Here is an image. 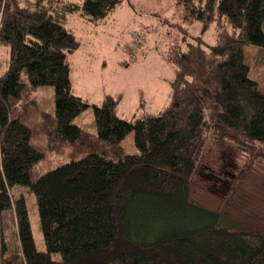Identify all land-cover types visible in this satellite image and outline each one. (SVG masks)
<instances>
[{"label":"trees","instance_id":"16d2710c","mask_svg":"<svg viewBox=\"0 0 264 264\" xmlns=\"http://www.w3.org/2000/svg\"><path fill=\"white\" fill-rule=\"evenodd\" d=\"M177 1L184 21L174 25L187 42L170 47L169 103L127 119L119 96L107 95L93 104L98 130L88 133L72 122L90 104L72 90L68 56L80 40L68 20L98 22L124 0H0V210L14 211L20 246L8 252L0 238V264H264V0ZM195 21L203 30L189 41ZM212 26L214 44L203 37ZM250 45L261 55L254 66ZM43 85L55 88L53 151L63 141L96 147L33 179L45 153L21 116ZM130 133L138 152L127 154ZM221 142L244 155L224 196L199 176ZM17 186L36 196L46 251Z\"/></svg>","mask_w":264,"mask_h":264},{"label":"rangeland","instance_id":"374dc122","mask_svg":"<svg viewBox=\"0 0 264 264\" xmlns=\"http://www.w3.org/2000/svg\"><path fill=\"white\" fill-rule=\"evenodd\" d=\"M181 11L182 6L177 0H124L114 12L98 22H91L78 13L70 16L69 27L80 40V47L68 56L72 90L90 104L73 118L74 124L88 133L97 132L93 104H101L107 95L119 96L116 113L127 119L162 110L169 103L172 91L170 83L175 75L174 64L168 58L170 47L173 42L179 46L187 42L183 39V29L174 25L183 23ZM202 25L200 21L188 25L189 41H192L191 36L202 32ZM215 36L213 26L203 33L204 39L210 44L215 43ZM246 48L245 60L254 66L255 61L258 62L257 57L261 56L259 48L254 45ZM127 60L130 61L126 66ZM260 67L264 69V60ZM253 69L258 70L255 67ZM35 95V102L21 116L22 121L32 129L31 143L45 153L44 160L33 171V179L96 147L88 145L85 140H77L71 145L63 141L53 151L56 140L49 137L48 126L55 117V88L52 85L39 86ZM221 143L214 145L212 155L203 162L207 164L201 168L200 173L203 175H199L204 186L218 196L230 192L238 179L237 172L244 163V155L234 144ZM121 144L124 153L138 152L133 133L123 139ZM121 144L119 142L120 148L116 149L121 150ZM220 156L223 157L221 161ZM258 166L264 171V160L258 159ZM211 175L218 179L214 180ZM222 178L232 180L229 186L221 185ZM17 190L25 194L37 248L46 251L36 196L25 186H17ZM0 238L6 241L8 252L20 250L12 209L0 210ZM52 256L55 260L62 258L60 253H53Z\"/></svg>","mask_w":264,"mask_h":264},{"label":"crops","instance_id":"0c3cea01","mask_svg":"<svg viewBox=\"0 0 264 264\" xmlns=\"http://www.w3.org/2000/svg\"><path fill=\"white\" fill-rule=\"evenodd\" d=\"M82 16V15H81ZM70 21V17H69V20H68V22ZM68 25H69V23H68Z\"/></svg>","mask_w":264,"mask_h":264}]
</instances>
